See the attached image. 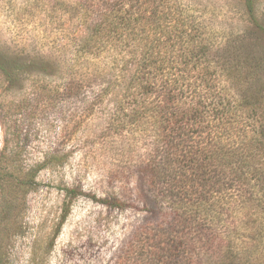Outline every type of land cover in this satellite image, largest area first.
<instances>
[{"label":"trees","instance_id":"1","mask_svg":"<svg viewBox=\"0 0 264 264\" xmlns=\"http://www.w3.org/2000/svg\"><path fill=\"white\" fill-rule=\"evenodd\" d=\"M232 1L235 19L208 0H65L79 30L61 61L0 52L5 84L38 79L32 90L43 94L40 79L55 78L47 93L91 95L106 130L141 128L156 217L131 264H264V0ZM20 155L7 144L0 153V264L25 196L53 165ZM64 192L61 223L81 195Z\"/></svg>","mask_w":264,"mask_h":264},{"label":"rangeland","instance_id":"2","mask_svg":"<svg viewBox=\"0 0 264 264\" xmlns=\"http://www.w3.org/2000/svg\"><path fill=\"white\" fill-rule=\"evenodd\" d=\"M64 1L0 0V52L61 61L79 30ZM209 1L227 19L237 17L232 0ZM36 80L9 86L0 75V153L7 144L26 164L53 162L25 196L8 264H131L141 228L156 217L141 172L151 145L140 127L106 130L105 111L98 102L89 103L91 95L88 102L49 95L55 78L40 79L45 90L40 94L32 90ZM64 188L81 195L61 223ZM99 200H119L124 208Z\"/></svg>","mask_w":264,"mask_h":264}]
</instances>
